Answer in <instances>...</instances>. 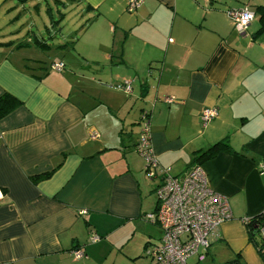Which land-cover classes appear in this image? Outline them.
<instances>
[{
	"label": "crops",
	"instance_id": "0c3cea01",
	"mask_svg": "<svg viewBox=\"0 0 264 264\" xmlns=\"http://www.w3.org/2000/svg\"><path fill=\"white\" fill-rule=\"evenodd\" d=\"M40 1L0 0V96L20 101L0 118V264H152L145 248L161 233L143 217L156 205L135 150L143 111L172 175L228 140L198 163L232 216L196 264H262L242 219L264 211V0H141L132 12L129 0H54L87 19L65 32L58 9L36 27ZM240 7L255 13L245 34L226 14ZM45 48L66 57L35 58ZM124 81L131 92L113 87ZM137 87L149 108L131 102ZM204 109L216 111L206 123Z\"/></svg>",
	"mask_w": 264,
	"mask_h": 264
},
{
	"label": "built area",
	"instance_id": "2783aa9c",
	"mask_svg": "<svg viewBox=\"0 0 264 264\" xmlns=\"http://www.w3.org/2000/svg\"><path fill=\"white\" fill-rule=\"evenodd\" d=\"M140 1L129 0L126 10H136ZM226 14L239 34H245L255 18V13L246 7L227 9ZM51 69L61 71L63 63H52ZM113 87L131 92V81ZM167 101L172 103L173 99ZM147 113H142L144 123L135 150L143 157L147 177L158 181L155 187L156 205L143 217L160 229L161 236L158 243L146 246L145 255L151 258L152 264H190L189 258L196 256L191 263L196 264L204 259L211 242L218 238L220 225L231 218V208L225 196L209 187L206 173L200 164L194 163L180 175H172L169 169L158 164L150 142L149 126L145 122ZM215 115L214 109H204L201 120L206 123ZM260 169L264 170V163ZM247 221L248 217L242 219L243 223ZM260 232L264 235V229ZM99 239L97 234L91 233L90 242ZM72 255L80 259L84 257V252L81 248L74 249Z\"/></svg>",
	"mask_w": 264,
	"mask_h": 264
},
{
	"label": "rangeland",
	"instance_id": "374dc122",
	"mask_svg": "<svg viewBox=\"0 0 264 264\" xmlns=\"http://www.w3.org/2000/svg\"><path fill=\"white\" fill-rule=\"evenodd\" d=\"M45 1H46V3L44 2V0L40 1V3H38V6H39L38 10H39V13H40L39 15H37L36 11L34 10V7H35L36 3H32V4L29 5V6H31V8L29 9V13H30L29 16L33 20H35L36 27L39 30L40 29L42 30L43 23H45V24L48 23V15L45 13L46 11H49L50 15L56 21H58L59 17H60V16H58L57 9L62 13V16L65 17V20L63 22H61V27L64 28V32L67 31L68 29H71V28L73 30L77 31L78 29H80L82 27V24H84L86 22V20H87V19L84 20L83 18L81 19V18H79L77 16L75 3L72 4V5H68L66 7H62V6L58 5V4H55L54 0H45ZM61 1H63V0H61ZM35 31H36V29L34 28V32ZM43 34H44V32H43ZM44 37H45V34H44ZM54 42H57V41H54ZM71 54H73V53L70 52V55ZM65 57L66 56H62L61 57L60 53H58L56 50L45 48L41 53H38V55L35 58L41 59V60L44 59V60L47 61V58L50 60V59H59V58L63 59ZM70 58H71V56H67V60L70 59ZM64 61L66 63V60H64ZM18 63H20V62L18 61ZM63 69H64V67H63ZM65 70H67V66H65ZM36 74L41 75L42 73L37 72ZM86 76H89V75H86ZM87 78H89V77H87ZM76 80H77V78H75V79L72 78V81L75 82V83H76ZM135 92H136L135 93V98L132 99L131 102H135L136 101V102H138V106H142L144 108H146V107L149 108L150 106H147V104L143 103L144 102V98H140L138 87L135 89ZM153 181H154V183H152ZM152 182H151V186L153 187V185H154V189H153V192H151L150 196H151V199H154V197H155V187H156L158 181L152 180ZM208 185H209V183H208ZM209 187L212 188L210 185H209ZM159 235L160 234H158V237H159ZM152 244H154V243H152ZM227 254H228L227 250H224V249H223L222 252H220V255H222L223 257L227 256ZM195 259H196V256H193V257L189 258V263L191 264L192 262L195 261ZM200 264H203V263L201 262ZM229 264H231V261H230Z\"/></svg>",
	"mask_w": 264,
	"mask_h": 264
},
{
	"label": "trees",
	"instance_id": "16d2710c",
	"mask_svg": "<svg viewBox=\"0 0 264 264\" xmlns=\"http://www.w3.org/2000/svg\"><path fill=\"white\" fill-rule=\"evenodd\" d=\"M257 10L260 11V18L264 20V6H259ZM261 29H264V21H262ZM19 105L20 101L10 97L8 94L0 96V118ZM220 151H230L229 143L226 138L219 140L207 149L198 152L194 160L197 161V163L203 162L204 160L214 157ZM50 175L51 172L49 171L36 176L35 179L48 178ZM244 225L247 228L249 241L256 247V250L262 259V264H264V235L260 232L261 229H264V211L248 217V221L245 222ZM231 264H238V261L233 260L231 261Z\"/></svg>",
	"mask_w": 264,
	"mask_h": 264
},
{
	"label": "water",
	"instance_id": "95a60500",
	"mask_svg": "<svg viewBox=\"0 0 264 264\" xmlns=\"http://www.w3.org/2000/svg\"><path fill=\"white\" fill-rule=\"evenodd\" d=\"M142 98L144 97V95L142 94V96H141Z\"/></svg>",
	"mask_w": 264,
	"mask_h": 264
}]
</instances>
